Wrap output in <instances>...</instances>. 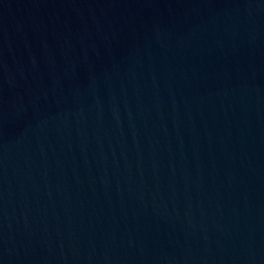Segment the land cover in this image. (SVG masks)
<instances>
[{
    "label": "water",
    "instance_id": "95a60500",
    "mask_svg": "<svg viewBox=\"0 0 264 264\" xmlns=\"http://www.w3.org/2000/svg\"><path fill=\"white\" fill-rule=\"evenodd\" d=\"M0 264H264V0H0Z\"/></svg>",
    "mask_w": 264,
    "mask_h": 264
}]
</instances>
